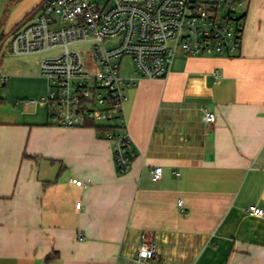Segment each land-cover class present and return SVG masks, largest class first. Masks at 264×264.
Returning <instances> with one entry per match:
<instances>
[{
  "label": "crops",
  "instance_id": "obj_1",
  "mask_svg": "<svg viewBox=\"0 0 264 264\" xmlns=\"http://www.w3.org/2000/svg\"><path fill=\"white\" fill-rule=\"evenodd\" d=\"M44 1L13 0L0 38ZM135 74L125 174L101 128L50 126L46 108L0 99V264H264V218L246 213L264 211V0H249L236 58L179 53L166 79ZM9 77L12 93L22 77ZM143 234L158 244L147 262Z\"/></svg>",
  "mask_w": 264,
  "mask_h": 264
},
{
  "label": "built area",
  "instance_id": "obj_2",
  "mask_svg": "<svg viewBox=\"0 0 264 264\" xmlns=\"http://www.w3.org/2000/svg\"><path fill=\"white\" fill-rule=\"evenodd\" d=\"M248 4L249 0H112L111 7L100 9L87 0H45L0 44L6 43L16 56L63 50L39 64L46 94L24 104L46 108L50 126L101 128L113 143L116 165L127 173L136 152L126 133V89L136 79L123 77L122 62L130 58L141 78L166 79L179 53L236 58L242 50ZM86 45L92 48L88 52L75 49ZM9 83L10 77L0 74V87ZM215 120V114L205 110L206 123ZM162 178L163 168H154L152 180ZM72 183L86 187L79 180ZM246 213L264 218L256 206ZM157 256V242L143 234L138 260Z\"/></svg>",
  "mask_w": 264,
  "mask_h": 264
},
{
  "label": "rangeland",
  "instance_id": "obj_3",
  "mask_svg": "<svg viewBox=\"0 0 264 264\" xmlns=\"http://www.w3.org/2000/svg\"><path fill=\"white\" fill-rule=\"evenodd\" d=\"M15 1V0H14ZM90 3L96 4L100 9H106L111 7L112 0H87ZM15 2H3L0 0V36L2 34L1 24L8 18L11 12L15 9ZM67 26L68 24H61ZM6 27V26H3ZM3 38H0V43ZM1 47V44H0ZM5 45L0 49V74L10 76L17 75L22 77L16 80L13 84L12 93L9 85L6 87H0V99H7L8 95H11L9 99L15 103H24L26 100L31 99L37 92H42L47 88V82L41 76L40 62L46 58L59 57L63 50L61 48L49 49L41 54L16 56L9 53ZM88 52L92 48L89 45L76 47L75 49ZM5 54V56L3 55ZM135 65L130 58H126L122 62V75L124 78H132L136 74ZM7 75V76H9Z\"/></svg>",
  "mask_w": 264,
  "mask_h": 264
},
{
  "label": "trees",
  "instance_id": "obj_4",
  "mask_svg": "<svg viewBox=\"0 0 264 264\" xmlns=\"http://www.w3.org/2000/svg\"><path fill=\"white\" fill-rule=\"evenodd\" d=\"M20 0H15V2H19ZM119 171L121 172V170H120V168H119ZM122 174H125V173H123V172H121Z\"/></svg>",
  "mask_w": 264,
  "mask_h": 264
}]
</instances>
